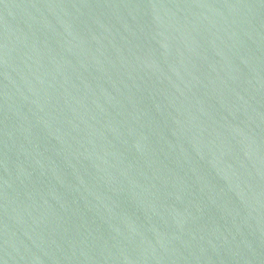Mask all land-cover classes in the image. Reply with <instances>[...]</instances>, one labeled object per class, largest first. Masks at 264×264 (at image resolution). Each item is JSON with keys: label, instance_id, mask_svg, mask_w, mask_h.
Returning a JSON list of instances; mask_svg holds the SVG:
<instances>
[{"label": "water", "instance_id": "obj_1", "mask_svg": "<svg viewBox=\"0 0 264 264\" xmlns=\"http://www.w3.org/2000/svg\"><path fill=\"white\" fill-rule=\"evenodd\" d=\"M0 264H264V0H0Z\"/></svg>", "mask_w": 264, "mask_h": 264}]
</instances>
